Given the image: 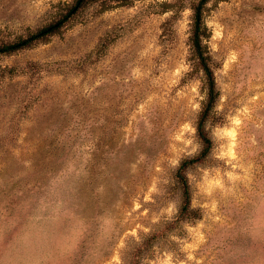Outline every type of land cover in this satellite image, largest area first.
<instances>
[{"label":"rangeland","instance_id":"1","mask_svg":"<svg viewBox=\"0 0 264 264\" xmlns=\"http://www.w3.org/2000/svg\"><path fill=\"white\" fill-rule=\"evenodd\" d=\"M72 1L0 0V43ZM196 1H97L0 56L18 71L0 80V264H123L174 219V169L201 149ZM203 19L219 96L187 173L199 217L141 264H264V0H209Z\"/></svg>","mask_w":264,"mask_h":264},{"label":"trees","instance_id":"2","mask_svg":"<svg viewBox=\"0 0 264 264\" xmlns=\"http://www.w3.org/2000/svg\"><path fill=\"white\" fill-rule=\"evenodd\" d=\"M97 1L107 0H73L50 22L39 28L30 30L25 35L19 36L10 42L0 43V56L10 55L31 48L38 43L46 42L51 36L59 33L83 7ZM208 1L209 0H197L192 5V25L190 33L192 56L197 68L201 71L202 83L205 91L204 100L195 122V133L201 142V149L195 155L181 159L174 169L172 177L180 196V203L174 219L165 223L164 228L161 230L141 234L138 243L132 249L130 259L123 264H141L142 258L144 257L143 255L151 250L153 245L163 236L164 232H170L174 229L177 230L183 223L191 222L199 217L198 210L191 205V186L187 173L191 168L202 164L212 150V140L209 136L207 125L215 116L214 108L219 96L214 73L210 65L209 55L204 44L206 26L203 19V11ZM82 62H84V59L79 64ZM16 73H18V71L12 67L0 68V80L7 75H14ZM9 144L10 143H7V145Z\"/></svg>","mask_w":264,"mask_h":264}]
</instances>
